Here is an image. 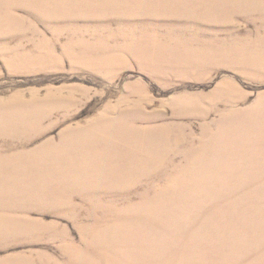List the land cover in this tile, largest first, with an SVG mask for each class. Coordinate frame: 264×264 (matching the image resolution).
Listing matches in <instances>:
<instances>
[{
	"label": "rangeland",
	"instance_id": "obj_1",
	"mask_svg": "<svg viewBox=\"0 0 264 264\" xmlns=\"http://www.w3.org/2000/svg\"><path fill=\"white\" fill-rule=\"evenodd\" d=\"M0 264H264V0H0Z\"/></svg>",
	"mask_w": 264,
	"mask_h": 264
}]
</instances>
